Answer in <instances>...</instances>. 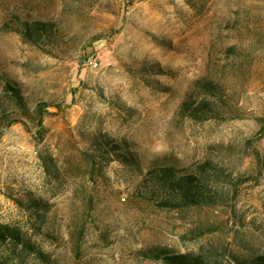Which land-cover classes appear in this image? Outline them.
<instances>
[{"label": "rangeland", "instance_id": "rangeland-1", "mask_svg": "<svg viewBox=\"0 0 264 264\" xmlns=\"http://www.w3.org/2000/svg\"><path fill=\"white\" fill-rule=\"evenodd\" d=\"M26 20L54 37L25 42ZM5 78L46 112L43 138L34 118L0 131V225L48 260L6 243L0 263L160 264L145 252L167 246L236 264L264 252V0H0V93ZM201 79L226 102L204 121L180 114ZM96 137L143 168L213 161L216 204L161 208L136 194L138 167L86 159Z\"/></svg>", "mask_w": 264, "mask_h": 264}, {"label": "trees", "instance_id": "trees-1", "mask_svg": "<svg viewBox=\"0 0 264 264\" xmlns=\"http://www.w3.org/2000/svg\"><path fill=\"white\" fill-rule=\"evenodd\" d=\"M25 42L40 44L54 37L55 26L51 23L33 20L22 21L16 29ZM196 86L201 91V97L189 96L180 108V114L190 119L204 121L217 117L225 104L221 84L201 79L196 81ZM18 113L20 117L14 116ZM45 104H39L31 111L28 101L20 85L9 78H5L2 93H0V131L15 123L23 122L22 118H34L38 133L43 138ZM113 155H112V153ZM83 155L93 165H101L102 161L110 162L119 160L124 164L138 167L141 181L136 189V194L147 197L157 203L161 208L169 210H183L212 206L218 200L215 182L221 174V168L213 161L208 160L193 167H180L179 165L157 159L148 167L143 168L138 163L135 154L123 150L118 145H109L104 140L96 137L89 149ZM19 204L21 201H18ZM37 216L42 203L32 198L27 205ZM81 232H78L80 235ZM12 244L14 248L47 262L48 255L41 247L20 228L8 224L0 225V244ZM145 254L160 264H220V261L201 252H179L167 246H155L146 250ZM236 264H264V252L253 256H236ZM3 264V263H0Z\"/></svg>", "mask_w": 264, "mask_h": 264}, {"label": "built area", "instance_id": "built-area-1", "mask_svg": "<svg viewBox=\"0 0 264 264\" xmlns=\"http://www.w3.org/2000/svg\"><path fill=\"white\" fill-rule=\"evenodd\" d=\"M86 63L91 68H97V66L99 64L98 61L94 58H89Z\"/></svg>", "mask_w": 264, "mask_h": 264}]
</instances>
